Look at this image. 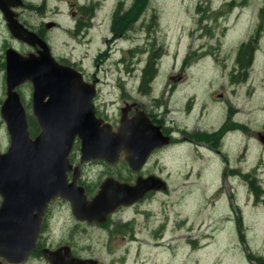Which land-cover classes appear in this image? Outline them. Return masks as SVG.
<instances>
[{"label":"rangeland","instance_id":"obj_1","mask_svg":"<svg viewBox=\"0 0 264 264\" xmlns=\"http://www.w3.org/2000/svg\"><path fill=\"white\" fill-rule=\"evenodd\" d=\"M61 1L46 0L44 11H22L20 17L35 25L40 18H51L58 5L65 15L64 26L70 25ZM91 1L95 8L88 27L75 34L58 30L46 34L55 58L63 57L76 69L80 67L88 79H95L99 92L95 108L112 119L117 104L125 100L160 115L165 102L170 108L168 117L179 125L187 122L179 113L182 101L190 95L185 92H195L198 102L194 103L200 104L203 94L213 91V117L223 107L219 95L226 96L234 109L240 108L233 118L247 126L243 135L230 134L226 139L232 153L228 166L248 170V174L223 176V164L208 149L180 159L183 151L173 147L147 161L154 175L165 181V191L119 209L113 222L104 225L79 224L83 220L74 218L66 204L55 202L49 228L42 235L51 244L66 241L82 257L104 264H254L253 259L264 254V194L260 198L250 192L245 182L255 179L264 184V137L259 139L257 133L264 136V0ZM31 2L37 6L40 0ZM244 43L248 45L241 50ZM9 45L22 48L0 16V103L4 98L3 50ZM230 70H248L246 81L235 86L232 94ZM246 87L252 92H244ZM17 91L28 115L29 132L35 133L31 87L21 84ZM163 92H167L165 97ZM244 142V161L238 162L242 153L238 145ZM7 145L0 117V152ZM78 148L75 144L72 150L74 164ZM88 161L81 163L79 184L92 191L108 167ZM124 176L122 171L118 177Z\"/></svg>","mask_w":264,"mask_h":264},{"label":"water","instance_id":"obj_2","mask_svg":"<svg viewBox=\"0 0 264 264\" xmlns=\"http://www.w3.org/2000/svg\"><path fill=\"white\" fill-rule=\"evenodd\" d=\"M20 0H0L6 27L11 37L35 48L20 53L6 47L4 55V98L0 117L8 135V145L0 152V257L16 259L20 251L33 244L47 203L54 197L66 200L74 218L103 222L121 205L140 200L146 191H164L166 183L158 176L137 177L133 184L104 179L87 199L77 185L78 167L68 155L75 139L79 143V163L103 160L113 164L121 150L141 153L131 160L139 165L147 151L162 144L163 136L148 120L120 121L112 131L108 123L94 115L92 98L95 88L83 80L80 71L59 63L48 46L35 33L15 19ZM29 83L30 109L37 133L31 136L24 107L16 88ZM264 143V140H262ZM165 142V140H164ZM140 149H135V147ZM146 148V150H143ZM71 172L67 181L66 173ZM67 249L66 247H62ZM53 255L65 262L54 263ZM57 251L45 254L51 264H98L97 260L67 257ZM24 256V255H23ZM22 256V257H23Z\"/></svg>","mask_w":264,"mask_h":264},{"label":"flooded vegetation","instance_id":"obj_3","mask_svg":"<svg viewBox=\"0 0 264 264\" xmlns=\"http://www.w3.org/2000/svg\"><path fill=\"white\" fill-rule=\"evenodd\" d=\"M20 4L16 7H11V10L16 12L15 19L18 23H20L24 28L27 30L35 33L40 39H42L49 47V38L47 36V32L51 30H58V31H66V32H72V34H75L78 32L80 28L88 27L90 20L92 19V16L94 14V8L95 4L90 0L87 3H80L78 0H63L61 1V5L63 8H66V12L68 15V18L70 20V25L64 26V18L63 14L61 13L59 6H54L52 9L53 16L48 19L40 18L39 22L35 25L30 24L26 20L20 17V14L22 11L27 10H33L36 9L38 11H44L46 6V0H40L37 6H35L31 0H20ZM97 10H100L99 5L97 4ZM0 16L3 19L2 12L0 11ZM4 22V21H3ZM5 25V24H4ZM22 45V48L20 51L27 52V51H34L35 48L26 46L25 44L19 42ZM59 63L69 65L74 68V63L68 62L63 57L56 58ZM185 65V60L181 63V68ZM241 67V66H240ZM81 69V68H80ZM82 70V69H81ZM249 70V69H248ZM248 70L242 72L237 71L234 72V70L230 73V81H228V84L231 85V89L229 90V94H232L236 91L235 86H242V84L246 81L245 72ZM83 72V71H82ZM235 76L234 78V74ZM245 73V74H244ZM84 74V72H83ZM82 76L84 77L85 74ZM88 83H94L96 82L93 78H87L85 76ZM246 90L244 92H252L251 89L248 87L245 88ZM261 92H264L262 90ZM190 93V95H188ZM167 92H163V96L165 97ZM188 96L182 101L179 113L181 115L182 120H187V122H182L179 125L173 120V118L168 117V114H170V108L168 105L164 102L162 113L160 115L152 112L151 109H148L146 107H142L140 104L136 102H127L125 100H120V105L117 107L118 115L116 116L115 120L108 121L113 128H115L117 125L119 126L120 121L123 120H130V119H139L144 123L146 119L149 121V123L152 126H155L158 128L159 132L163 136V142L166 140L167 142L161 146H156L152 148L151 150L147 151V154L145 155L143 162L139 165L137 162L133 161L131 166H137V168H130L129 164L126 162L127 159L131 160L133 157L139 156L141 157V153H125V151L121 150L117 153V160L114 164L108 165L102 161L93 160L88 161L87 164L91 163H99V164H105L107 169V174L103 177L106 178L108 176L112 177L114 180H117L121 183H129L133 184L137 177H141L139 179H143L148 176L154 175L153 169L149 168L147 165V161L151 158L152 155H165V152L173 147H179L183 154L180 157V159L185 156V154H195L201 155L200 149L203 150H209L207 151L211 157L213 156L217 160H219L223 164L222 169V175L226 176L228 174H238L242 177H246L248 174V170H240L237 168H229L228 166V160L231 158L230 153L228 151V148L230 147V143L226 141L227 137L230 134H244V128L247 129L246 124L244 122L239 121L238 119H234V115L239 112L240 108L234 109L233 106L230 104V102L227 100V97L222 95H219L222 97V99L219 101L221 102V105L223 107L221 108L220 112L216 111V114L214 117L212 116V109H214L215 105L210 102L211 99L214 97L212 94H214L213 91L206 92L203 94L202 99L199 103L195 99V92H185ZM225 105V106H224ZM219 109V108H218ZM97 115L101 117L104 116L103 114H99L97 112ZM103 118V117H102ZM104 119V118H103ZM106 120V119H105ZM235 125V128H234ZM258 133V138L261 139L264 136H262L261 132ZM239 149L242 150L241 155L237 158V161L240 162L241 160L244 161V153L247 148L246 142L242 143ZM135 149H140V147H135ZM143 150H146L144 148ZM233 156V155H232ZM73 163V161H71ZM74 164V163H73ZM81 165V164H80ZM113 169H117V171H114ZM124 172L126 174V177H118L121 172ZM71 174H68V178L70 179ZM159 176V175H157ZM250 180V179H249ZM250 181H246L245 184L248 186V189L250 192L252 190L250 189ZM80 183V179L78 178V184ZM253 187L259 190V197L263 198L262 195L264 194V184L256 182V180H253ZM82 186V185H81ZM99 186V184H98ZM98 186L96 188H98ZM84 190H88L86 186H83ZM93 190V189H92ZM89 192L90 194H88ZM87 196H91V194H94L96 190L87 191ZM153 191H146L143 195V197L130 204V205H121L118 206L116 209L113 210L112 213H109L106 216V221L103 223H97V222H86V221H78L79 224H85L87 223L89 226L94 224H101L104 225L108 222V224L112 223V217L113 214L116 211H119V209L123 207H129L133 206L141 201H143L145 198L153 195ZM55 202H59L62 204H66L68 211L70 210L69 204L67 201L54 198L48 205L45 207L43 216L41 218L40 222V228L38 233L35 235V238L33 240L32 246L30 245L27 250L20 251V255L18 257H15L16 259H3L0 257V264H51L50 260L45 257V254H51L61 251L63 254H69L68 257L71 259L77 258V259H88L91 257H82L81 254L77 252V250L74 248L73 245L70 243H66V241H59L56 243H48L45 239V236L42 235V232L46 229H48V223L50 221L51 217V210L53 209V205ZM71 213V211H70ZM72 215V214H71ZM109 226V225H108ZM162 231L158 235L159 238L162 237ZM240 238H244L243 234H238ZM241 242H244L245 240L239 239ZM62 247H66L62 248ZM24 255V256H23ZM23 256V257H22ZM66 256V255H65ZM247 258H250L251 255L248 253ZM67 257V256H66ZM67 257V259H68ZM97 260L98 264H104L103 262L99 261L96 258H92ZM255 260L254 264H264V254L259 255L258 257L254 258ZM52 261L54 263L57 262H65L63 257L60 255H53ZM225 264H231L230 262H225Z\"/></svg>","mask_w":264,"mask_h":264},{"label":"trees","instance_id":"obj_4","mask_svg":"<svg viewBox=\"0 0 264 264\" xmlns=\"http://www.w3.org/2000/svg\"><path fill=\"white\" fill-rule=\"evenodd\" d=\"M247 45H248V44H246V43L241 44V50H242L243 48L247 47ZM31 122H33L32 119H31L30 123H31ZM249 181H250V182H249V183H250V189H251L253 192H255L256 195H258V194H259V190L253 187V185H254V183H253V179H251V180H249Z\"/></svg>","mask_w":264,"mask_h":264}]
</instances>
